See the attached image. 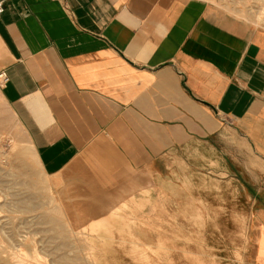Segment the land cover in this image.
I'll return each instance as SVG.
<instances>
[{
	"label": "crops",
	"instance_id": "crops-1",
	"mask_svg": "<svg viewBox=\"0 0 264 264\" xmlns=\"http://www.w3.org/2000/svg\"><path fill=\"white\" fill-rule=\"evenodd\" d=\"M3 1L0 94L64 218L147 220L193 149L254 188L264 264V30L204 0Z\"/></svg>",
	"mask_w": 264,
	"mask_h": 264
},
{
	"label": "rangeland",
	"instance_id": "rangeland-1",
	"mask_svg": "<svg viewBox=\"0 0 264 264\" xmlns=\"http://www.w3.org/2000/svg\"><path fill=\"white\" fill-rule=\"evenodd\" d=\"M204 1L264 30V0ZM230 153L224 160L234 163ZM201 158L193 149L180 158L147 220H66L0 94V264H248L254 188L229 186Z\"/></svg>",
	"mask_w": 264,
	"mask_h": 264
},
{
	"label": "built area",
	"instance_id": "built-area-1",
	"mask_svg": "<svg viewBox=\"0 0 264 264\" xmlns=\"http://www.w3.org/2000/svg\"><path fill=\"white\" fill-rule=\"evenodd\" d=\"M4 12V1L0 0V15ZM8 81V76L4 71L0 72V85L5 84Z\"/></svg>",
	"mask_w": 264,
	"mask_h": 264
},
{
	"label": "bare ground",
	"instance_id": "bare-ground-1",
	"mask_svg": "<svg viewBox=\"0 0 264 264\" xmlns=\"http://www.w3.org/2000/svg\"><path fill=\"white\" fill-rule=\"evenodd\" d=\"M212 157H215L216 164H220V161L218 159V155H216L215 153H213ZM235 189H236V187H235ZM196 218H198V216H196ZM239 220H241L243 222V224H244V217H242V218L239 217ZM241 227H242V224H241Z\"/></svg>",
	"mask_w": 264,
	"mask_h": 264
}]
</instances>
